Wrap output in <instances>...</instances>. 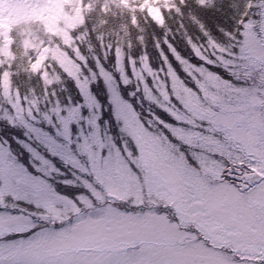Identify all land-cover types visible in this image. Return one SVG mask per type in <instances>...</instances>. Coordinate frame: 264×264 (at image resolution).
Returning <instances> with one entry per match:
<instances>
[{
	"label": "snow or ice",
	"instance_id": "1",
	"mask_svg": "<svg viewBox=\"0 0 264 264\" xmlns=\"http://www.w3.org/2000/svg\"><path fill=\"white\" fill-rule=\"evenodd\" d=\"M192 4L203 8L206 6L207 0H192ZM30 7L36 22L40 25V31L30 32L22 41L24 56L27 58L25 71L32 76L38 77L44 85L51 86L54 83L49 71L52 68V65L49 64V59L51 58L55 66L59 67L76 84L87 108L91 110L93 106L100 107L99 102L91 94L92 88L88 82L87 74L82 71V68H87L88 73L92 75V82L95 83L97 81L95 72L89 67V56L83 50V48H86L92 54V60L100 72L99 78L103 79L104 86L111 94L109 103L113 105L112 118L117 120V122L123 120L126 123L127 113L138 115L132 102L125 98V95L134 96L135 93L126 92L121 94L120 84L116 83L115 77L106 71L104 64L101 62V55L96 54V48L92 41H95V44L102 49L101 54L105 60L109 55H115L118 71L121 73V83L125 89L130 80L124 71L123 62L128 59L129 64L134 66L136 58L126 57L118 46H113L111 43L105 47L103 30L97 32L95 27H89L88 16L96 13L97 22L101 29L107 27L109 18L116 19L124 15L128 16L133 26H137L139 20L143 19L145 22L150 21L155 27L163 29V32L157 34L154 38L156 50L167 66L174 85L179 84L186 92L191 90L187 88L180 78L177 69L173 67L172 61H175L180 66V71L191 77L193 82L202 90L204 86L193 75L192 70L194 69L195 72L202 74L204 69L185 59L181 51L174 46L173 41L177 39L178 33H174L172 28L167 27L168 20L173 17L178 18V27L182 28L185 33L184 42L198 60H203L205 63L215 66L214 61L203 55L200 46L193 43L191 35L188 34L187 28L184 27L183 18L185 15L188 16L193 24L198 26L211 46L221 49V46L211 37L204 24L200 22L193 12L192 5L188 3V0H79L78 7L76 6V0H67V2L66 0H32ZM255 7L254 0H249L246 5L247 10L241 13V19L237 21L239 25L237 34L242 39V46L239 51L240 53L247 52L250 60H258L264 63V0H261V10L259 12L253 11ZM137 13H139V16ZM226 34L231 37V33ZM161 36L164 47H161ZM143 39V36L138 37L139 41H143ZM14 43L10 33L6 34L0 31V86L4 87L6 93L17 59ZM232 55H235V53H232ZM140 59L145 61L144 67L148 68L146 52ZM78 74L84 75L83 83L79 79ZM229 74L234 75L231 70H229ZM209 75L213 80L219 81L215 85L218 90L222 87L225 91L249 92V89L237 87L230 80H225L218 74L210 73ZM246 76L250 78L251 74L246 73ZM56 80H59L58 75ZM261 83L264 84V76L261 77ZM144 91L147 99L157 103L162 110L169 111L177 121L183 119L182 115H177L164 107V105H159L156 98L151 95V90L146 83ZM50 95L54 97L55 92ZM161 95L165 101L172 102V98L166 93H161ZM176 99H180L179 95H177ZM212 103L217 105L220 111L201 110L204 114L200 118L203 120L207 117L208 123L214 126V128L209 129L210 131L224 130L220 128V124L225 119H228L225 116L226 105L218 95L212 97ZM55 105L56 107L49 110L53 115H49L48 111L42 113L37 107L35 112L29 110L27 119L21 118V124L27 129L25 136L29 132L32 133L38 143L47 149L52 156L59 155L61 158L70 156L73 151L72 145L75 144L76 151L81 154L86 153L89 159H92L94 155L92 148L93 144L96 143L97 121L100 117L90 114L87 117H83L81 121L79 118L80 107L71 109L69 110L70 112L74 111L78 115L76 127L73 128L69 118L61 114L64 110L59 107L58 98L55 100ZM156 119L160 120L158 116ZM28 120L34 121L35 124H45L47 130L45 127H37L35 124L28 123ZM160 122L164 123V121ZM9 124L8 128L0 132V136L5 137L3 143L7 144L9 140L14 139L17 144L29 153L32 158L28 161L29 163H32V160H39V165L32 163V167L37 173L47 176L49 168L58 171L51 161L46 159L36 147L27 143L26 140L19 139L20 133L15 131L16 124L14 122L10 120ZM89 126L92 130L86 131ZM259 134L264 139V113L261 114ZM73 135L76 136L75 140L72 139ZM61 138L63 142H61ZM95 155L99 156V154ZM73 159L75 160L74 157ZM250 170H255L254 166ZM261 176L262 180L259 183H264V171L261 172ZM97 179H99V176H97ZM102 183L103 181H101ZM245 183L248 187L244 191L232 185L235 188L234 200L239 205L245 204L250 199L255 187L259 186L256 181L250 183L246 181ZM8 196H11L15 201L34 202L37 208L43 207L46 210H51L54 203L51 199L50 186L47 182L41 175H36L29 171L25 164L21 163L10 150L0 151V207H8L6 203V197ZM95 196L97 200H103L99 192H95ZM190 199L194 200L196 198L190 197L186 191L179 192L174 198L172 205L174 219L170 222L173 228L177 229V231L181 227L194 228V239L200 241L201 246L205 249L209 245L216 247L219 244L222 247H226L237 243L244 251L255 253L252 257L241 256L239 259H250L253 264H264V214L256 218L254 222H249L242 212L238 211L231 203L223 199H212L210 197L199 200L200 206L195 211H190ZM78 200L82 201L83 197H79ZM70 203L73 204L77 212L81 211V207L76 201H70ZM89 205L92 206L91 201ZM113 211L116 210L113 209ZM32 215L36 214L33 213ZM121 215H125V213H121ZM41 218L45 221L48 219L46 216ZM20 221L21 218L17 216L0 217V239L6 236L15 237V239L5 244H0V264H5V261L8 264H33V261L21 254L22 250L31 247L37 237L41 236L46 230L40 229L39 225L31 219H28L26 223H21ZM69 224H71V220ZM66 227L63 222L60 223L59 227L53 224L51 231H64ZM246 231L254 233L258 239L247 238L245 236ZM230 237H240V239L236 241L229 239ZM151 244L152 242L149 240L140 241V258L138 260H118L115 264H153L150 259ZM4 251L7 252V255L3 254ZM233 251H236V249L233 248ZM223 264H233L231 257H225Z\"/></svg>",
	"mask_w": 264,
	"mask_h": 264
},
{
	"label": "trees",
	"instance_id": "2",
	"mask_svg": "<svg viewBox=\"0 0 264 264\" xmlns=\"http://www.w3.org/2000/svg\"><path fill=\"white\" fill-rule=\"evenodd\" d=\"M188 3L192 5L193 12L223 50L211 46L198 26L193 24L187 15L183 18L184 27L187 28L188 34L191 35L193 43L200 46L203 55L208 57L209 60L214 61L215 66L205 63L203 60H198L192 54L191 49L184 42L185 33L182 28L178 27L179 20L176 17L169 19L167 23V27L172 28L174 33H178L177 39L173 41L174 46L181 51L185 59L195 63L197 67H203L204 72L202 74L195 72L193 69V75L197 77L202 85L207 82L212 84L210 90L207 92L211 97L213 92H215V84L209 75L210 73L218 74L223 79L230 80L232 84L237 83L241 85V83H238L240 80L237 79V76L240 77L252 61L248 58L249 54L247 52L240 53L239 51L242 46V39L237 34L239 28L237 21L241 19V13L247 10L246 5L249 3V0H207V4L203 8L196 7L192 4V0H188ZM254 3L256 7L253 11L259 12L261 10L259 6L261 0H254ZM30 5L20 4L19 6H13L8 16V24L11 29L9 33L15 42L14 51L17 59L7 93L4 87L0 86V132H3L10 126V120L14 122L16 124L15 131L20 133L19 139L26 140L27 143L36 147L46 159L51 161L58 171L49 168L47 176L37 173L32 167V163L39 165L40 161L32 160V163H29L28 161L32 159L29 153L17 144L14 139L9 140L5 144L3 143L5 137L0 136V151L10 150L21 163L25 164L29 171H32L36 175H41L50 186L51 199L54 203L51 210H46L43 207L37 208L34 202H27L25 200L15 201L11 196H8L6 197L8 207H0V217H21L24 220L23 223L31 219L39 225L40 229L46 230L36 240L40 238L47 239L51 235L61 234V232L70 235L73 228L82 221L87 219H103L106 208L115 209L119 214L135 215L148 213L151 215H162L171 222L174 219L171 207L167 205H153L150 201L151 197H154L153 200L156 199L158 202H161L162 199L156 198L157 194L154 192L148 194L146 191V162L140 152V144L142 145L144 142H141V140L138 142L134 138L130 139V137L125 135V131L121 129L123 127L120 123L112 118L113 105L109 103L111 94L104 86L103 79L99 78L100 72L92 60V54L86 48H83L85 54L89 56V67L95 72L97 77V81L93 83L92 75L88 73V69L82 68L83 73L87 74L88 82L91 84V94L100 105V107L93 106L91 110L87 108L85 100L80 95V90L73 80L66 76L59 67L55 66L51 58L49 59V64L52 65V68L49 71L50 77L54 80L51 86L44 85L38 77L32 76L25 71L27 58L24 56L22 41L30 32L40 31V25L36 22ZM76 6H79V0H76ZM137 15L139 16V13ZM97 19L96 13L88 16L89 27H95L97 32L103 30L105 47L111 43L113 46H118L126 57L136 58L134 66L129 64L128 59H125L123 62L124 71L130 80L125 89L121 83V73L118 71L115 55L111 54L105 60L101 54L102 49L99 45L95 44V41H92L96 48V54L101 55V62L104 64L106 71L115 77L116 83L120 84L121 94H125L126 92L135 93L134 96L125 95V98L132 102L138 114L134 115L138 123L140 125H147L149 128L156 130V132L158 131L163 137L162 139L166 140L169 147L175 152L174 156L179 152L182 157L185 155L191 163L195 162L191 154L190 148H193L191 144L195 145L200 139L199 137L204 138L206 137V133H211L209 128L201 129L202 133L195 131L197 134L194 131L187 132L183 130V122L181 120L177 121L169 111L162 110L157 103L147 99L144 91L146 83L147 87L151 90V95L156 98L159 105H164V107L177 115H180L178 111L181 108L180 106H182L181 101L191 96L200 97L201 95V89L193 82L191 77L180 71V66L175 61H172L173 67L177 69L180 78L191 91L186 92L179 84L174 85L172 82L168 68L161 59L154 44V38L157 34L162 33L163 29L157 28L150 21L145 22L143 19L139 20L137 26H133L127 15L116 19L109 18L107 27L101 29ZM0 31L4 32L1 28ZM226 33H231V37ZM140 36H143V41L138 40ZM161 47H164L162 36ZM145 52L147 54L148 68L144 67L145 61L140 59ZM232 53H235V55H232ZM166 54L171 55L170 53ZM229 70L234 75H230ZM57 75L59 76V80H56ZM79 79L83 83L84 75H79ZM52 92H55L54 97L50 95ZM161 93H166L170 96L172 102L165 101ZM177 95L180 97L179 100L176 99ZM56 98L59 99V107L64 110L61 114L69 118L73 128L76 127L78 115L74 111L70 112L69 110L71 109L80 107L79 118L81 121L83 117H87L90 114L100 117L97 121L96 143L93 144L92 151L94 155L99 154V156L95 155L97 163L104 165V168L108 172H113L117 177H121L124 174L122 177L128 178L127 183L133 190L128 197L122 199L109 196L105 186L99 184L94 175H92L88 165L87 154H81L76 151L75 144L72 145V154L61 158L59 155L52 156L49 154L47 149L38 143L32 133L29 132L25 136L27 129L21 124V118L27 119L29 110L35 112L37 107H39L42 113L48 111L49 115H53L49 110L56 107ZM184 112L186 111L183 110ZM157 116L160 120L156 119ZM185 117L187 121L188 119L190 120V122H187L188 124L196 120V117L193 115H185ZM160 121H164V123ZM28 123L35 124L31 120H28ZM35 126L46 128V125L43 123L35 124ZM90 130L92 129L89 126L86 131ZM193 133L195 135L190 138L191 141L187 140L186 137L189 138V134L192 135ZM72 139L75 140L76 136L73 135ZM186 140L191 144L186 143ZM61 142H63L62 138ZM80 142L82 143V141ZM213 156V159L219 158V155L216 153ZM220 158L223 159L222 163L224 162L226 165L222 168L223 176L221 177H227L226 180L228 182H234V179H231L230 175L225 176L224 174L226 168H233L232 170L237 171V165L241 160ZM243 158L244 165L250 171L254 166V162L249 161L245 156ZM90 185L93 188H90ZM95 192H99L103 200H97ZM79 197H83V200H78ZM138 197L142 201L141 204L136 203ZM70 201H76L80 205L81 211L77 212ZM90 201L92 202V206L89 205ZM33 213L36 215H32ZM44 216L48 218L47 221L41 218ZM70 220L71 224H69ZM61 222L67 226L66 229L64 231L52 232V225L55 224L59 227ZM180 229L185 232L187 230L195 232V229L192 227H181ZM13 239L15 237L6 236L0 239V244H5Z\"/></svg>",
	"mask_w": 264,
	"mask_h": 264
},
{
	"label": "rangeland",
	"instance_id": "3",
	"mask_svg": "<svg viewBox=\"0 0 264 264\" xmlns=\"http://www.w3.org/2000/svg\"><path fill=\"white\" fill-rule=\"evenodd\" d=\"M20 4H32V0H0V28L4 33L10 32L9 18L13 6ZM261 7V3L259 5ZM238 78L240 88L249 89L248 93H237L225 91L222 87L218 90L215 86L214 95H218L226 105L225 119L220 128L224 130L211 131L206 137L201 138L195 145L191 144L192 135L186 137V143L191 144V154L195 162L191 163L181 153L175 154L160 133L147 125L139 124L132 113H127V122L121 120L119 123L125 131V135L141 140L140 152L145 159V183L148 194H157L156 198L162 199L158 202L151 197L153 205L170 206L179 192L186 191L190 197V211H195L200 205L199 200L205 198L223 199L231 203L238 211L254 222L256 218L264 214V183L255 187L250 199L243 205L235 202V188L232 185L246 190L248 185L244 182V176H250L264 171V139L259 134L261 126V114L264 113V84L261 77L264 76V63L253 61ZM250 73L251 77L246 76ZM219 81L214 80V84ZM212 84H203L200 97L191 96L184 99L178 114L182 115L183 130L196 131L214 128L208 123L207 117L201 119L204 114L201 110L219 112L217 105L212 103L211 95L207 94ZM187 105V106H185ZM183 110L186 112L183 113ZM185 115L196 117L195 122L186 120ZM243 118V119H242ZM195 132V133H196ZM202 133V132H201ZM214 133V134H212ZM197 134V133H196ZM216 134V135H215ZM201 135V134H200ZM202 140V141H201ZM201 141V142H200ZM219 155L213 159V154ZM254 162L255 170H248L243 163L244 157ZM220 157L241 160L237 165V171L226 168L225 176L230 175L234 182L227 181L223 176V167L226 165ZM89 169L96 181L106 188L109 196L126 198L133 191L129 186L128 178L124 174L117 177L113 172H108L104 165L97 163L95 155L89 159ZM75 162V161H74ZM90 188H93L92 186ZM152 191V192H151ZM159 196V197H158ZM164 198V199H163ZM136 203L141 204L140 197ZM173 210V209H172ZM21 218V217H20ZM21 223L24 222L21 218ZM211 227V226H210ZM193 231L185 232L171 226V223L162 215L125 214L121 215L112 208H106L103 219H87L77 224L70 235L55 234L47 239L40 238L33 245L22 250V255L27 256L33 264H115L116 261L138 260L139 245L142 240H149L151 244V256L153 264H223L225 257H231L233 264H253L250 259H239V257H252V251H244L233 243L230 246L205 249L200 241L194 239ZM245 236L251 239L258 237L246 231ZM238 241L240 237H230ZM233 248L236 251H233ZM7 255V252H3ZM5 264H8L5 261Z\"/></svg>",
	"mask_w": 264,
	"mask_h": 264
},
{
	"label": "water",
	"instance_id": "4",
	"mask_svg": "<svg viewBox=\"0 0 264 264\" xmlns=\"http://www.w3.org/2000/svg\"><path fill=\"white\" fill-rule=\"evenodd\" d=\"M244 179L248 180V181H259L261 179V175L260 174H254L251 175V177L248 176H244Z\"/></svg>",
	"mask_w": 264,
	"mask_h": 264
},
{
	"label": "clouds",
	"instance_id": "5",
	"mask_svg": "<svg viewBox=\"0 0 264 264\" xmlns=\"http://www.w3.org/2000/svg\"><path fill=\"white\" fill-rule=\"evenodd\" d=\"M54 81V80H53Z\"/></svg>",
	"mask_w": 264,
	"mask_h": 264
}]
</instances>
